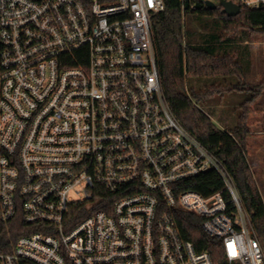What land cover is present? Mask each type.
<instances>
[{
  "label": "built area",
  "instance_id": "1",
  "mask_svg": "<svg viewBox=\"0 0 264 264\" xmlns=\"http://www.w3.org/2000/svg\"><path fill=\"white\" fill-rule=\"evenodd\" d=\"M164 10L0 0V222L36 227L0 264H214L182 237L178 211L221 242V264H264L231 173L164 94L152 25ZM211 172L224 189L209 197L178 187Z\"/></svg>",
  "mask_w": 264,
  "mask_h": 264
},
{
  "label": "trees",
  "instance_id": "2",
  "mask_svg": "<svg viewBox=\"0 0 264 264\" xmlns=\"http://www.w3.org/2000/svg\"><path fill=\"white\" fill-rule=\"evenodd\" d=\"M164 2L165 10L152 17L154 46L164 94L178 121L225 163L264 252V200L250 169L247 148L251 133L249 106L264 93V82L249 89L240 85H212L198 91L187 85L188 78H242L243 66L235 57L222 52L224 43L237 41L236 36L243 29L264 34V8L241 9L237 17L229 18L222 9H209L207 0H184L185 10L181 0ZM192 15L217 17L227 32L226 42L222 43L217 35L198 40L190 37L186 19ZM239 89L249 90L252 97L242 105L243 110L234 126L218 127L202 108L203 104L218 94ZM178 187L209 197L223 190L224 183L218 174L211 172L183 182ZM175 214L182 237L192 242L198 251L210 253L214 264H221L222 244L204 233L202 220L182 211ZM35 230L36 227L24 222L21 214L9 223L0 222V253L9 252L20 237Z\"/></svg>",
  "mask_w": 264,
  "mask_h": 264
},
{
  "label": "rangeland",
  "instance_id": "3",
  "mask_svg": "<svg viewBox=\"0 0 264 264\" xmlns=\"http://www.w3.org/2000/svg\"><path fill=\"white\" fill-rule=\"evenodd\" d=\"M208 1V0H207ZM219 6L220 0H210ZM220 9V8H219ZM186 28L189 36L194 40L204 38V36L217 35L221 42L228 39L222 22L217 17H202L199 15L188 16ZM237 41L224 43L222 52L233 57L243 66L244 76L237 77H209V78H188L189 88L199 89L208 86H231L240 85L249 89L251 86L264 82V34L253 33L250 30H241L236 36ZM247 40V41H246ZM263 96V97H262ZM252 97L249 90H235L224 94H218L214 98L203 104L204 111L211 116L213 122L220 128H230L238 121L242 112V105ZM260 100V101H259ZM260 102L256 104V102ZM250 116V136L247 139V148L259 147L264 141V93L249 106ZM224 116L226 118H222ZM249 146V147H248ZM250 169L256 185L264 200V162L259 158L254 161L248 155ZM258 160V161H257ZM261 165V167H260Z\"/></svg>",
  "mask_w": 264,
  "mask_h": 264
},
{
  "label": "water",
  "instance_id": "4",
  "mask_svg": "<svg viewBox=\"0 0 264 264\" xmlns=\"http://www.w3.org/2000/svg\"><path fill=\"white\" fill-rule=\"evenodd\" d=\"M206 6L211 10H217L219 8L222 9L223 14L229 18L237 17L241 13V8L238 5L226 0H221L219 6L216 3L208 0L206 2Z\"/></svg>",
  "mask_w": 264,
  "mask_h": 264
},
{
  "label": "crops",
  "instance_id": "5",
  "mask_svg": "<svg viewBox=\"0 0 264 264\" xmlns=\"http://www.w3.org/2000/svg\"><path fill=\"white\" fill-rule=\"evenodd\" d=\"M263 97V96H262ZM260 101V100H259ZM256 102V104H258V103H260V102ZM222 118H226V117H224V116H221ZM236 124V123H235ZM234 124V125H235ZM233 125V126H234ZM249 147V146H248ZM248 155H249V157H250V159H254V161L256 160V159H258L259 160V158L264 162V141H261V143L259 144V147H257L256 149H255V147L253 148V147H251L250 148V153H249V148H248ZM257 160V161H258ZM249 161V160H248ZM260 167H261V165H260Z\"/></svg>",
  "mask_w": 264,
  "mask_h": 264
}]
</instances>
